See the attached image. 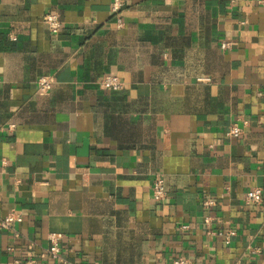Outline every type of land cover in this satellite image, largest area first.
I'll return each mask as SVG.
<instances>
[{
  "label": "crops",
  "instance_id": "crops-1",
  "mask_svg": "<svg viewBox=\"0 0 264 264\" xmlns=\"http://www.w3.org/2000/svg\"><path fill=\"white\" fill-rule=\"evenodd\" d=\"M111 1L0 0V264H264V0Z\"/></svg>",
  "mask_w": 264,
  "mask_h": 264
},
{
  "label": "built area",
  "instance_id": "built-area-1",
  "mask_svg": "<svg viewBox=\"0 0 264 264\" xmlns=\"http://www.w3.org/2000/svg\"><path fill=\"white\" fill-rule=\"evenodd\" d=\"M231 3H234L235 0H230ZM125 7V0H112L111 1V11L115 16L117 27L122 28L125 24L123 19V10ZM46 26L53 32L57 33L60 31L62 27V19L58 12L51 11L45 14L43 18ZM16 39L15 36H13ZM231 46V42L224 41L222 42V48H228ZM205 79V78H204ZM209 79V78H206ZM56 77L54 74H43L37 80L38 90L42 94H48L56 84ZM101 87L108 88L111 90H123L126 86L125 82L118 75L106 74L100 80ZM248 120H244V124H247ZM10 128L15 127L14 124L9 126ZM244 133V126L239 123H233L227 131V136L229 137H239ZM263 188L260 186L249 189L245 195V202L248 204L251 203H260L263 200ZM167 196V186L166 180L163 176L159 175L155 178L153 184V197L156 201H162ZM204 205L206 207H210L214 204V200L206 199L204 200ZM23 221V216L16 212L15 210H11L6 215H0V227L6 230L12 229L14 224L17 222ZM206 223H210L211 216L208 215L205 217ZM183 228H187L188 224H182ZM209 233H215L213 230H209ZM225 235L226 243L230 244L232 237L236 235V231L234 229H229L228 231L223 232ZM18 235V233H16ZM48 238L50 244L47 248L45 254H49L54 258H57L62 264H80L77 259H70L66 255H64L63 247H64V239L65 234L59 231H50L48 233ZM43 255V254H42ZM30 264H34L35 260H29ZM173 264H191L189 258L180 256L173 260Z\"/></svg>",
  "mask_w": 264,
  "mask_h": 264
}]
</instances>
